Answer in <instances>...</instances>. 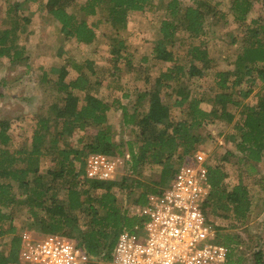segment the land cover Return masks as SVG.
Segmentation results:
<instances>
[{
	"label": "trees",
	"instance_id": "obj_1",
	"mask_svg": "<svg viewBox=\"0 0 264 264\" xmlns=\"http://www.w3.org/2000/svg\"><path fill=\"white\" fill-rule=\"evenodd\" d=\"M0 1L6 4L0 25V60L6 59L11 66L26 65L29 52L23 39L32 31L28 28L30 18L18 12L26 7L28 0ZM193 2L194 5L182 9L178 0L165 5L157 38L147 45V54L139 61L146 63L150 58L168 66L151 86L130 92L136 93V105L146 106L143 113H137L138 110L128 113L126 107H119V98L108 104L106 96H98L103 78L95 60L75 59L72 54L75 48H66L90 47L97 40L100 26H110L113 33L108 37L111 55L108 62L113 64L111 76H116L123 61L125 69L130 67V58L124 54L126 44L117 30L125 27L131 13L152 7L153 0H86L82 5L76 4V8L74 0H45L46 15L58 25L55 57L65 55V59L48 68L39 66L42 70L39 83L47 91L43 90L47 100H43L35 129L26 143L11 146L10 125L0 120V239L9 237L3 242L7 248L0 249V264H18L22 251L23 234L13 224L17 208L27 215V229L42 236L65 237L87 260L101 257L103 264H107L120 232L132 230L144 221L137 214H129L125 204L145 206L149 196L160 194L169 185L179 166L191 164L193 153L204 142L197 130L206 122L233 123V133L227 135V140L233 141L241 153L238 161L250 171H254L256 164L264 168V93L254 106L242 103L251 94L249 86L259 84L264 88V24L257 18L244 25L239 41L236 37L231 40L240 45L232 66L221 70L214 67L204 42L199 40L205 35L206 22L219 14L203 0ZM254 2L264 10V0L229 1L233 22L244 24L251 17ZM98 15L99 19L90 22V18ZM224 18L219 15V19ZM178 33L185 40L178 39ZM106 66L103 65L104 69ZM207 72L216 88L208 98L211 106L208 112L199 108L201 99L189 98L185 87L181 89L184 81L202 78ZM54 74L56 78L52 77ZM244 83L248 85L246 90L241 88ZM172 84L176 86L172 107L180 109L187 103L185 119L172 120L171 107L160 96L162 87L173 92ZM122 97L127 98L128 94ZM113 106L121 110L123 124L134 128L131 130L134 139L125 146L129 163L117 180H89L84 174L89 154L116 157L122 153V145L115 143L107 123V112ZM228 106H241L235 122ZM91 129L95 132L89 136L87 132ZM227 156L211 162L205 159L207 194L201 209L214 217L231 215L234 221L244 222L251 208V196L241 178L231 188L226 186ZM174 161L178 162L177 167L173 166ZM144 166H157L160 170L142 182L139 176ZM21 196L24 198L20 199ZM80 221L84 222L85 231L79 227ZM214 229L217 243L228 248L226 264H239L241 258H233L234 246L239 244L237 237H230L218 227ZM252 255L253 264H264L262 249L254 250Z\"/></svg>",
	"mask_w": 264,
	"mask_h": 264
},
{
	"label": "rangeland",
	"instance_id": "obj_2",
	"mask_svg": "<svg viewBox=\"0 0 264 264\" xmlns=\"http://www.w3.org/2000/svg\"><path fill=\"white\" fill-rule=\"evenodd\" d=\"M13 2H22L24 0H10ZM76 4L82 5L86 0H74ZM170 0H153L152 7L144 10L143 12L131 13L128 17V21L125 27H121L117 30L119 38L124 40L126 44L125 53L130 58V67L125 69V62L121 63L122 70L119 71L116 76H111L113 72V64L108 62L111 55L108 52V37L112 35L113 29L102 24L99 28L97 40L90 47H70L73 57L75 59L81 58L94 59L99 67V76L103 78V83L98 87V96H106L108 98V104H111L112 99L119 98L121 106L126 107L128 113L137 111V113H143L145 111V103L135 104V95L131 94L133 88L137 90H143L147 86H151L159 76V74L165 69L167 64L163 65L160 62H154L149 58L148 62L141 63L139 60L147 54V45L153 43L157 38V32L159 22L164 16L165 5ZM181 9L186 6L194 5L195 0H178ZM200 1V0H198ZM202 1V0H201ZM207 3L210 8L215 7V12L219 15H224V19H219V15L215 16L211 20H208L205 24V35L201 36L199 40L204 42V46L208 50L210 60L213 61L217 68L221 70L229 69L235 60L237 51L239 49V42L232 43L236 37L238 40L241 36V31L244 29V25H247L250 19H260L264 24V10L261 4L258 2L253 3L251 17L247 18L244 24L234 23L232 20V14L229 11V1L231 0H203ZM45 0H28L26 7L20 10L18 14L28 16L30 22L28 24L29 30L32 34L24 36L23 39L25 49L29 54V58L26 65L11 66L6 59L0 60V120L7 121L10 125L11 136L13 138L11 146L14 148L22 143H26L33 130L35 129V121L37 120V113H41L40 107L43 106L45 89L40 86L39 79L43 68H48L52 63L61 62L65 59V55L60 58H56V28L57 23L46 15L44 9ZM6 10V4L0 1V25L3 24V13ZM99 19V15L90 18L91 21ZM178 39H184L185 36L178 33ZM198 40V41H199ZM239 41V40H238ZM22 42V43H23ZM196 43V42H195ZM70 55V54H68ZM183 54L179 53V59H182ZM107 64L104 69L103 65ZM26 66L28 68L26 69ZM210 72V71H208ZM207 75L193 79L188 82L182 83L181 89L185 87L186 91L189 92V98L196 97L200 101V108L210 110V104L208 103L209 96L213 95L216 91L213 79ZM212 72V70H211ZM56 78V75L52 76ZM115 87V88H113ZM173 92L171 88L162 87L160 90L161 98H165L167 105L171 107L170 114L172 120H180L186 118L187 103L180 109L172 107L175 96L176 86L172 84ZM180 86H178L179 88ZM248 85L246 83L241 85L243 90H246ZM251 88V94L242 101L243 104L248 106L256 105L259 97L264 93V88L261 85L249 86ZM237 89V88H236ZM44 90V93H43ZM124 94H128L127 98H123ZM170 96V97H169ZM189 101V100H188ZM228 110L232 112L236 118L239 117L241 106L232 108L228 106ZM108 123L112 128L114 134V141L116 144H121V155L117 157L124 159V154L127 153L126 143L134 139V135L131 130L132 126H126L123 124L122 115L119 112L112 111L108 115ZM230 124H225L220 121L214 123L206 122L198 130L204 142H202L197 150L205 154L208 162L218 161L221 156H227V161L224 163L225 170L228 173V177L225 180L226 186L231 188L241 178L244 184H247L249 194L251 196V208L246 221L236 222L231 218V215L227 218L219 216L214 217L209 212L202 214L205 218H208L214 227H218L223 230L232 238H236L239 242L237 246H234L233 258H241L239 264H253L252 252L256 249H262L264 252V193H262V186H264V168L261 164H256L254 171H250L248 166L243 162L238 161L241 157V153L238 152L234 146V142L227 140V135L233 133ZM95 130L91 129L87 132V135H93ZM82 135L78 134V136ZM73 142V139H71ZM196 150V151H197ZM229 152V154H227ZM89 154L87 157H89ZM86 157V159H87ZM85 159V160H86ZM129 162L123 166L118 167L116 174L112 180H117L125 172V168ZM178 162L174 161L173 166L177 167ZM184 165V164H183ZM46 168L45 165L42 167V171ZM160 167L157 166H144L142 170V176L139 178L142 182H147L150 174L159 172ZM111 180V181H112ZM19 196V195H18ZM24 198L21 196L20 199ZM129 214H137L140 208L125 204ZM231 218V219H230ZM28 222L27 215L22 208L16 210L13 218V224L20 230V234H36L41 235L37 231L27 229L26 224ZM79 227L85 231L86 226L84 222L79 223ZM224 234V233H221ZM9 237H3L0 239V249L5 250L6 244ZM233 248V247H231ZM92 260H86L88 264H103L101 257H92ZM18 264H31L30 262L18 257Z\"/></svg>",
	"mask_w": 264,
	"mask_h": 264
},
{
	"label": "built area",
	"instance_id": "obj_3",
	"mask_svg": "<svg viewBox=\"0 0 264 264\" xmlns=\"http://www.w3.org/2000/svg\"><path fill=\"white\" fill-rule=\"evenodd\" d=\"M124 159L93 154L84 165L89 180L111 181ZM205 154L199 150L192 162L176 169L169 185L148 197L138 216L140 226L123 229L107 264H226L228 248L216 241L212 222L202 214L207 194ZM20 256L31 264H85V254L58 235L24 234Z\"/></svg>",
	"mask_w": 264,
	"mask_h": 264
},
{
	"label": "crops",
	"instance_id": "obj_4",
	"mask_svg": "<svg viewBox=\"0 0 264 264\" xmlns=\"http://www.w3.org/2000/svg\"><path fill=\"white\" fill-rule=\"evenodd\" d=\"M134 89V88H133ZM133 89H132V91H133ZM134 95H135V98H136V93H134ZM119 103V107L121 106V105H123V104H121V101L120 102H118ZM119 107H115V106H113V107H111L110 108V110L107 112V120H108V115L112 112V111H116V112H119V114H122L121 113V110L119 109ZM199 108H200V106H199ZM200 109H202V110H204V111H206V112H208L209 110H205V109H203V108H200ZM210 109H211V106H210ZM107 123H108V121H107ZM108 125L110 126V124L108 123Z\"/></svg>",
	"mask_w": 264,
	"mask_h": 264
}]
</instances>
